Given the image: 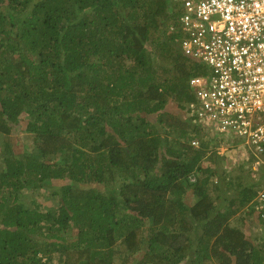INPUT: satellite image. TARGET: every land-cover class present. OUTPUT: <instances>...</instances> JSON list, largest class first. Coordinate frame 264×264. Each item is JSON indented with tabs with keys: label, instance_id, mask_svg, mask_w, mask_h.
<instances>
[{
	"label": "trees",
	"instance_id": "obj_1",
	"mask_svg": "<svg viewBox=\"0 0 264 264\" xmlns=\"http://www.w3.org/2000/svg\"><path fill=\"white\" fill-rule=\"evenodd\" d=\"M178 14L175 0H0V264H264L260 230L232 223L244 207L260 222L258 183L203 167L216 143L192 144L202 128L167 110L206 71L180 51Z\"/></svg>",
	"mask_w": 264,
	"mask_h": 264
},
{
	"label": "built area",
	"instance_id": "obj_2",
	"mask_svg": "<svg viewBox=\"0 0 264 264\" xmlns=\"http://www.w3.org/2000/svg\"><path fill=\"white\" fill-rule=\"evenodd\" d=\"M175 1L180 51L206 69L188 81L193 98L184 119L253 161L258 187L251 203L260 221L254 232L260 230L264 254V0Z\"/></svg>",
	"mask_w": 264,
	"mask_h": 264
},
{
	"label": "rangeland",
	"instance_id": "obj_3",
	"mask_svg": "<svg viewBox=\"0 0 264 264\" xmlns=\"http://www.w3.org/2000/svg\"><path fill=\"white\" fill-rule=\"evenodd\" d=\"M167 110L169 111H176L179 114V117H182L184 119V111L181 108H178L177 103H173L171 105L168 106ZM153 119V121H155L157 118L155 117V115H153L151 117ZM156 123L159 124L158 121H156ZM25 123L20 122V124H15L14 127L12 128V135L14 140H16L17 143H15V148L17 150V152H22L24 151V149L26 148H30L29 145V140L26 138V136H30L29 133H27L25 131ZM193 126V125H192ZM204 133H207V136L209 135V138L212 139L213 142L216 143V147L214 148L213 152L215 157H212L211 160H204L203 161V167L205 166H209L212 164V168L216 167L217 169H222V168H226V173H229L228 177L229 179H233V177H241L242 181L245 183H249L252 180H255V177L253 176V161L247 159L246 157L242 156L239 157L237 156L240 152L243 151V149H236V146H232V147H228V145H222L219 144L221 142H224L225 144H231V141L229 140L227 142V139L223 140H219L216 135L213 137L211 134L212 131L204 129V131L202 133H198V135L195 137H192L191 139H198L199 141H201L202 139L207 140V136L203 135ZM190 137V136H189ZM222 138V137H220ZM190 142V138L187 139ZM3 139H2V134L0 133V151L3 147ZM215 159V160H213ZM215 169V168H214ZM229 169V170H228ZM259 174H261V171H259ZM217 175V174H216ZM212 179L214 180V182L219 181L221 183L222 180V175H217L215 176V174H212ZM252 183H249V186L251 188H254L252 185ZM258 187V185H257ZM255 189V188H254ZM47 192H43V195H46ZM51 201H53V198H51ZM246 208V207H244ZM244 208H241V210H239V213L236 217L232 218V223L234 225L240 226L242 227L247 234H251L254 233V229L257 227V224L255 222V219L252 217V219H250L249 217H247V212L243 211ZM249 208V207H248ZM248 210V209H247ZM241 211V212H240ZM261 250V249H260Z\"/></svg>",
	"mask_w": 264,
	"mask_h": 264
},
{
	"label": "crops",
	"instance_id": "obj_4",
	"mask_svg": "<svg viewBox=\"0 0 264 264\" xmlns=\"http://www.w3.org/2000/svg\"><path fill=\"white\" fill-rule=\"evenodd\" d=\"M248 159V158H247ZM255 177V176H254ZM253 187H254V184H253ZM255 188L257 189V186H255Z\"/></svg>",
	"mask_w": 264,
	"mask_h": 264
}]
</instances>
